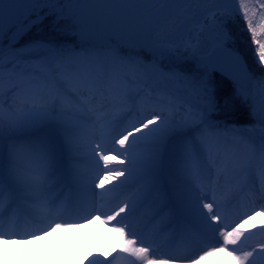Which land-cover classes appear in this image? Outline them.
<instances>
[{"label": "snow or ice", "instance_id": "6c2138e0", "mask_svg": "<svg viewBox=\"0 0 264 264\" xmlns=\"http://www.w3.org/2000/svg\"><path fill=\"white\" fill-rule=\"evenodd\" d=\"M85 159L93 197L134 190L116 209L79 195ZM141 212L212 241L187 264H264V225L246 227L264 216V0H0V244L99 223L129 264H176Z\"/></svg>", "mask_w": 264, "mask_h": 264}, {"label": "bare ground", "instance_id": "6f19581e", "mask_svg": "<svg viewBox=\"0 0 264 264\" xmlns=\"http://www.w3.org/2000/svg\"><path fill=\"white\" fill-rule=\"evenodd\" d=\"M110 164L113 167L120 166L118 160L112 161ZM92 165L94 167L92 170L93 176H97L98 170L94 162H92ZM81 180V188L87 185L92 186L90 173L82 176ZM125 197L124 195L121 199ZM243 210V205H241L240 209L237 210V214ZM140 218L141 214H139L138 220ZM184 224V221L181 219L178 221L176 228H183L185 227ZM252 224L257 227L259 224L264 225V216L254 217ZM111 227H104L97 223L88 228L75 229L65 234L49 233L37 239H27L22 242L14 241L8 245L0 244V264H89V261L93 259L112 261L113 264H129L130 258H126L125 255L120 253L121 241L118 235L111 231ZM246 227L257 229L252 228L251 225ZM149 232H147L148 236L150 234ZM193 234L194 231L189 235L191 236ZM45 239H49L50 243H53L54 246L43 245ZM185 239H189L184 240L187 244H193L195 242L191 237H185ZM256 239H260V237L257 236ZM168 244V247H162V251L156 254L159 258H166L165 254H168L177 257L176 260L180 262L179 264H187L186 258L193 256L173 248L171 242ZM40 245H43V247L40 248ZM101 252L104 254L103 257L99 255ZM204 264H231V262L224 253L217 252L213 256L208 257Z\"/></svg>", "mask_w": 264, "mask_h": 264}, {"label": "rangeland", "instance_id": "374dc122", "mask_svg": "<svg viewBox=\"0 0 264 264\" xmlns=\"http://www.w3.org/2000/svg\"><path fill=\"white\" fill-rule=\"evenodd\" d=\"M248 2H249V4H250V6H254V7H258V0H248ZM256 22L257 23H260L261 22V20H260V16H259V13H258V15H257V20H256ZM241 29H242V27H240V25H239V23L237 22V25L235 26V32H234V35H235V38H236V40H237V44H238V46L240 47V44H243L244 43V41H243V39L240 37V34H241ZM251 44V43H250ZM250 46H255V45H249V48H250ZM247 50H249V49H247ZM249 52L250 53H252V51L251 50H249ZM249 62H251V61H249ZM257 71H258V67H257ZM114 154V153H113ZM119 159H123V157H120ZM91 163H92V161H90V160H88V159H85L80 165H82L83 164V166H85V167H87V165H89V167H87V170L89 171V170H91ZM87 171V172H88ZM90 172V174H92L93 172L92 171H89ZM98 174V173H97ZM83 175V173H81V172H79V176H80V178H81V176ZM91 177H94L93 175H91ZM99 178H102V177H99ZM97 183L99 182L98 181V179H97V181H96ZM119 182L118 181H112L111 183H109L108 181H106L105 182V188L104 189H99V188H96L95 189V192L96 193H101V192H103L104 193V196L102 197V199L100 200V201H102L104 204H105V206H106V211H108V212H110L111 210H113V209H116L117 207L116 206H112V207H110V208H108V206L110 205V203L112 202V195H115V194H118V193H120V195L122 194H124L125 192H126V188H124V189H121V190H119V191H109V189H112V188H114V186L116 185V184H118ZM90 187H92V186H90ZM86 191L88 192V193H90L91 195H92V188L91 189H87L86 188ZM55 194V193H54ZM131 194H132V192H131ZM83 196H84V194H83ZM96 198H97V196H95ZM100 201H99V203H100ZM139 230L138 231H141V229L140 228H138ZM42 236V235H41ZM151 237H153V235L151 236ZM24 238H28V237H17L15 240H19V239H21V240H23ZM44 244H47V246H50V247H52V246H54V244L53 243H50V240L49 239H45V242L43 243V245ZM43 245H40L39 247L40 248H42L43 247ZM157 247L159 248V246H158V244H157Z\"/></svg>", "mask_w": 264, "mask_h": 264}, {"label": "trees", "instance_id": "16d2710c", "mask_svg": "<svg viewBox=\"0 0 264 264\" xmlns=\"http://www.w3.org/2000/svg\"><path fill=\"white\" fill-rule=\"evenodd\" d=\"M241 38L243 39L244 43L243 44H240V47L244 49L245 52L248 53V57H249V60L252 61V53L249 52V50H251V46L249 48V45L250 44V35L247 33V32H242L241 33ZM249 49V50H247ZM229 86V83L227 81H224V87H228Z\"/></svg>", "mask_w": 264, "mask_h": 264}]
</instances>
